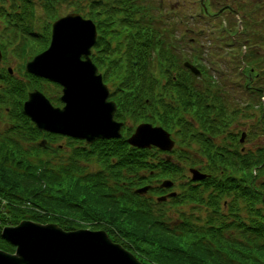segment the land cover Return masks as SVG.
Wrapping results in <instances>:
<instances>
[{"label": "trees", "instance_id": "16d2710c", "mask_svg": "<svg viewBox=\"0 0 264 264\" xmlns=\"http://www.w3.org/2000/svg\"><path fill=\"white\" fill-rule=\"evenodd\" d=\"M59 1L42 0L51 20ZM81 1L71 3L75 13L84 9ZM211 1L215 0H201L198 12L195 6L190 14L170 9V34L179 30L178 34H189L195 45L206 40L221 53L229 49L231 54L239 53L243 96L253 92L244 107L258 111L256 122L263 134L264 90L256 86L264 84V4L237 5L233 14L238 18L231 21L225 12L215 16ZM137 3L90 0L86 14L80 15L96 26L94 48L107 60L97 64L103 79H112L115 118L119 120L121 111L133 122L164 128L175 136L174 148L164 152L132 147L126 142L128 128L120 138L91 144L64 137L70 150L65 160L54 164L46 157L49 149L38 141L46 137L53 142L63 136L36 128L22 104L32 79L60 86L31 74L23 83L0 75V122L6 125L0 129V249L14 251L1 237L2 227L27 219L53 222L65 230H104L148 264H264V147L242 151L245 132H233L231 125L245 121V115L239 108L228 109L225 85L201 57L180 58L179 46L169 43L151 23L152 10L159 7L164 13L160 5L142 8ZM9 7L15 9L13 14L6 11ZM32 14L30 0L0 6V17L10 27L21 17L31 20ZM201 21L204 27L199 26ZM50 24L44 25L45 36L33 40L36 46L31 50L47 47ZM108 52H117L116 60L111 61L114 57ZM185 62L195 65L200 74L193 75ZM56 93L52 101L59 105ZM56 149L62 150L58 145ZM93 163L97 169L91 171L88 165ZM191 168L205 177L192 180ZM165 181L168 185L163 186ZM143 186H148L145 193L135 192ZM160 196L165 200L158 201ZM186 206L193 214L182 210ZM168 208L179 212L176 220L168 217Z\"/></svg>", "mask_w": 264, "mask_h": 264}, {"label": "water", "instance_id": "95a60500", "mask_svg": "<svg viewBox=\"0 0 264 264\" xmlns=\"http://www.w3.org/2000/svg\"><path fill=\"white\" fill-rule=\"evenodd\" d=\"M95 37L90 19L68 13L52 23L48 46L25 63L28 73L61 85V108L54 107L37 89L29 91L23 101V112L39 130L84 140L86 144L121 136L122 123L113 119L115 102L107 100L108 89L89 57ZM184 65L199 74L189 62ZM126 141L132 147L154 146L162 151H170L174 145L166 130L148 122L138 124ZM44 142L42 139L38 144ZM189 171L194 181L205 177L196 169ZM147 188L139 187L135 192L143 194ZM1 237L14 246V251L0 249V264H144L111 241L104 230H65L53 222L23 219L2 227Z\"/></svg>", "mask_w": 264, "mask_h": 264}, {"label": "rangeland", "instance_id": "374dc122", "mask_svg": "<svg viewBox=\"0 0 264 264\" xmlns=\"http://www.w3.org/2000/svg\"><path fill=\"white\" fill-rule=\"evenodd\" d=\"M33 5V14L30 17L31 20L25 19L26 23H32L31 28L34 30V32L38 35V37L30 39L27 36H23L20 34V32L17 33V41L14 43L13 41L10 43V45L7 47V51L11 53V57L7 59V66H10L12 68H18L20 65L19 60L22 59V62L26 60H30L35 52V50L32 49V45L36 46V42H33V40L39 39L41 35H46L47 28L44 26L46 23H51L54 19L61 17L65 15L68 12H76L73 11V6L71 5L72 2L75 0H61L60 3L56 5V16L54 19L51 20V18H48L47 13L45 10L42 8V0H30ZM201 0H139V3H137L138 7L147 6V7H156L157 5H160L162 7V10L164 11L165 9H172L175 8L176 10H180L182 12H185L186 14H190L192 10L197 8L198 12V4L200 3ZM241 1V2H239ZM204 2V0H202ZM239 2V3H237ZM251 3H259V4H264V0H215L214 2L211 1V8L213 9L212 11L214 12L213 14L216 16L217 14L221 12H225L223 15H225L227 18H230L231 21L234 20L235 18H238L237 14H233V9L242 3H246L250 6H252ZM11 4H20V0H4L2 3H0V6L7 7ZM89 4L90 0H82L79 6H83V10H79L77 13L79 14H86V11L89 9ZM160 8L158 7V10ZM15 9L13 7L7 8V12H11L12 14L15 12ZM158 10H152L151 16H152V21L153 25L158 27V30L160 31L162 36H165L166 39L168 40L169 43H175L179 47H177L178 55L180 53V58L185 59L189 58V61L194 58V57H201L204 60V63L206 66L214 73V76L216 79L221 84H224L225 87V96L227 98V104H228V109L230 111L235 110L239 108L240 111L245 115V121H235L232 125V131L235 132L237 130H241L245 132V136H242V141L241 144L243 146V152H248L254 151L255 148L257 147H264V133L260 134L258 131V123L256 120L258 119V111H254L253 107H244L245 104L249 101L251 102V97L253 96V92H249V96H243V90L241 89V85L244 84V76L238 74L239 68H242L240 58L241 56L238 55L239 53H230L227 57H224L222 53L216 49L214 45H210L206 40H202L201 44L199 42L196 43V45H200L196 47L195 41L193 38H190L189 34H186V36L183 35V37L179 38L178 34L180 31H174L173 35L170 34L172 32V27H171V14L170 13H162V11ZM161 10V9H160ZM227 11V12H226ZM227 13V14H226ZM259 13V12H258ZM264 13V12H263ZM137 14V13H136ZM170 14V15H169ZM139 15H141L139 13ZM258 15V14H256ZM85 17V16H84ZM140 17V16H139ZM154 17H157V19L154 20ZM136 18V17H135ZM218 19V18H217ZM24 23V24H26ZM6 24V23H5ZM5 24L2 22V18L0 17V30L5 28ZM243 24V22H242ZM200 27L203 26V22L199 24ZM6 27L10 28L9 24H6ZM9 28H5L2 33L6 35L10 30ZM166 28L168 31H166ZM241 40L243 38L241 36H235ZM172 38V39H171ZM264 39V36L261 37ZM193 42L192 44H190ZM243 42V41H242ZM114 45V44H113ZM248 45H246V49H248ZM93 53L99 54V51H97V48L92 49ZM212 52H215L213 54ZM109 56H113L114 58L111 59V61L116 60L118 53L116 52L115 54L116 57L114 56L115 54L112 53H107ZM203 55V56H202ZM29 57V58H28ZM106 57V56H105ZM243 57V56H242ZM104 58V57H102ZM96 60H99V58H96ZM117 63V61H116ZM13 77L18 79L20 82H24L25 79L21 76L17 77L16 74L17 72L13 71ZM198 76V75H196ZM107 81L105 82L108 86V91H112L111 88L114 89V86L112 85V79L108 78L106 79ZM264 84L256 86L261 90H264ZM43 92L47 98H49L50 102L55 105L52 101L53 99H56V94L55 92L59 91L60 94V89L56 87V85H50L45 84V83H38L34 82V79L30 80V88H36ZM227 93V94H226ZM61 98V95L59 96ZM264 102V97L261 99ZM55 107V106H54ZM149 115V113H148ZM129 116H127L128 118ZM140 122V121H139ZM256 122V123H255ZM138 122H133L132 119L128 122L129 126H134ZM4 125V126H3ZM6 125L2 122H0V129H4ZM255 132V133H254ZM253 134H256L253 136ZM173 138L175 137L172 135ZM45 140L44 144L40 145V147H47L49 150H47L48 154L46 157L49 155L52 158V163L58 164V161H60V158H63L64 160L66 159V154L70 150V146H67L66 143V138H59L56 141L54 140L53 142L50 140H47L46 137H42L39 139L38 142L41 140ZM59 146L62 150L60 152L57 151L56 146ZM56 154H55V153ZM60 153V155H59ZM61 156V157H60ZM87 165L86 163H84ZM88 169L93 171L97 169V165L89 164ZM165 207H168L166 205ZM186 213H192L188 206H186L184 209ZM166 213L168 217L172 220H176L178 217L179 212L173 209L168 208L166 210ZM195 214H197V211H194ZM199 214H203L200 212ZM89 229V228H88Z\"/></svg>", "mask_w": 264, "mask_h": 264}, {"label": "flooded vegetation", "instance_id": "af4514ba", "mask_svg": "<svg viewBox=\"0 0 264 264\" xmlns=\"http://www.w3.org/2000/svg\"><path fill=\"white\" fill-rule=\"evenodd\" d=\"M19 6V5H18ZM2 22L5 24V22L3 21V19H2ZM12 23H13V26L12 27H6V24H5V28H9V32L8 33H6V35H4L3 33H2V31H4V29H2V30H0V75L1 76H6V75H8L7 76V78H10V79H12V78H14L13 77V71H14V69H15V71L17 72V74H16V76L17 77H19V76H21V77H23L24 79H25V81H27V77H26V75L27 74H29V73H27L26 71H25V68H24V64H25V62L27 61H24V62H22V59H20L19 60V62H20V65H19V67L17 68H12V67H10V66H7V59H9L10 57H11V53L10 52H8L7 51V47L10 45V43L13 41L14 43H16V41H17V33L18 32H20V34L21 35H23V36H27V34L28 33H35L34 32V30H32V28H31V24L32 23H26L25 22V18H23L22 19V17L21 18H19L18 20H15V22L14 21H12ZM24 23H26V24H24ZM14 28V29H13ZM37 37H38V35H36ZM29 38V37H28ZM30 39H33V38H30ZM97 39V38H96ZM95 43H96V41H95ZM9 44V45H8ZM95 45V44H94ZM94 48V46L92 47V49ZM45 49V48H44ZM44 49H42V50H44ZM42 50H40V51H42ZM39 51V52H40ZM98 51V50H97ZM38 53V52H37ZM35 55V54H34ZM33 55V56H34ZM102 54L100 53V51H99V54H96V53H93V51H91V54H90V57H91V59H96V58H99V60H96V62H94L96 65H97V72L98 73H101V75H102V78H103V70L102 69H99L98 68V62H100V61H102V62H107V60H105V57L104 58H100V56H101ZM32 56V57H33ZM29 58V57H28ZM104 59V60H103ZM119 61H117V63H118ZM119 64V63H118ZM119 66V65H118ZM24 81V82H25ZM103 81L104 82H106L104 79H103ZM23 83V82H22ZM107 85V84H106ZM116 88H117V90H119V79H117V83H116ZM31 89H29V90H27L26 91V96H27V92L28 91H30ZM111 90L112 91H110L109 90V97H108V100H113V101H115L114 100V98H113V96L112 95H114L113 94V91H114V89L113 88H111ZM60 91H61V88H60ZM116 102V101H115ZM116 105H117V102H116ZM130 121V118H127V117H123L122 116V112L120 111L119 112V122H123V127H122V130H121V133L122 134H125L126 133V131H127V129L128 128H131V131H130V133L133 131V127L132 126H129L128 125V122ZM141 122H144V121H141ZM148 123H151V122H148ZM152 124V123H151ZM152 125H155V124H152ZM170 133V132H169ZM171 134V133H170ZM174 148V147H173ZM114 242V241H113ZM115 243H117V242H115ZM137 257V256H136ZM137 259L140 261V262H142V263H144V264H148L147 262H144V261H142L139 257H137Z\"/></svg>", "mask_w": 264, "mask_h": 264}]
</instances>
